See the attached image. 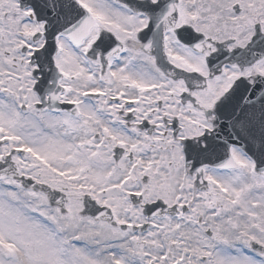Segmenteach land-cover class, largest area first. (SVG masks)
Wrapping results in <instances>:
<instances>
[{
  "label": "snow or ice",
  "instance_id": "1",
  "mask_svg": "<svg viewBox=\"0 0 264 264\" xmlns=\"http://www.w3.org/2000/svg\"><path fill=\"white\" fill-rule=\"evenodd\" d=\"M0 264H264V0H0Z\"/></svg>",
  "mask_w": 264,
  "mask_h": 264
}]
</instances>
